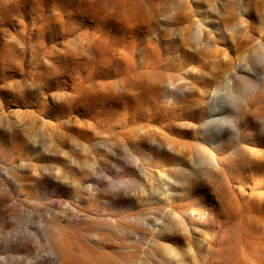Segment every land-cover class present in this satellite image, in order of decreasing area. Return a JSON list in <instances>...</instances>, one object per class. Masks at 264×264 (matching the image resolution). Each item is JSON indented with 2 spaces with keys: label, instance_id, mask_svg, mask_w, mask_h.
<instances>
[{
  "label": "rangeland",
  "instance_id": "rangeland-1",
  "mask_svg": "<svg viewBox=\"0 0 264 264\" xmlns=\"http://www.w3.org/2000/svg\"><path fill=\"white\" fill-rule=\"evenodd\" d=\"M0 264H264V0H0Z\"/></svg>",
  "mask_w": 264,
  "mask_h": 264
}]
</instances>
